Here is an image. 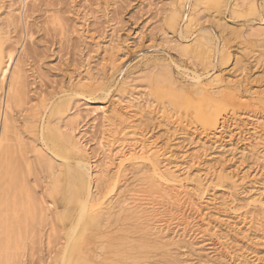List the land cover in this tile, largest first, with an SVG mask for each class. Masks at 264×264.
Returning <instances> with one entry per match:
<instances>
[{"label":"rangeland","instance_id":"obj_1","mask_svg":"<svg viewBox=\"0 0 264 264\" xmlns=\"http://www.w3.org/2000/svg\"><path fill=\"white\" fill-rule=\"evenodd\" d=\"M200 1L185 0L180 18L186 14L193 23L186 28L180 19L168 24L176 0H0V31L14 51L21 91L12 114L27 160L17 153L16 161L30 196L52 205L51 213L61 209L49 200L59 161L36 137L55 103L65 106L51 123L97 175L92 192L103 200L104 216L82 239V264H264V0H226L220 11ZM196 35L223 53H212L208 70L183 52ZM166 72L176 93L189 91L194 72L218 78L211 97L226 105L220 124L198 121L191 107L202 97L188 94L178 110L157 99L153 75L160 82ZM232 92L246 103H234ZM138 141L158 152L156 166L173 174V184L157 183L148 163L121 162L131 144L139 150ZM38 150L54 161L52 174ZM23 218L22 247L10 262L0 256V264H56L64 239L58 223L44 222L39 209Z\"/></svg>","mask_w":264,"mask_h":264},{"label":"bare ground","instance_id":"obj_2","mask_svg":"<svg viewBox=\"0 0 264 264\" xmlns=\"http://www.w3.org/2000/svg\"><path fill=\"white\" fill-rule=\"evenodd\" d=\"M176 1L178 2L177 3L178 6H173V8L171 7L172 11H171V14H169L170 16L168 19L169 26H174L176 24L177 20L180 19L181 21H183L186 28L190 27L193 24L192 19L190 17L185 16L186 15L185 14L184 16L182 15V17L180 18V12H181L180 10H181V8H184L183 5L185 3V0H176ZM225 1L226 0H201L200 2L202 4H204L205 7L207 5L211 9L217 8L216 10L219 9V11H220L219 7ZM253 9H254V3L252 2L250 10L253 11ZM250 10H249V12H250ZM214 12H217V11H214ZM220 13H222V12H220ZM235 14H237V13L235 12ZM217 16H218V14H217ZM186 28H185V30H186ZM203 33H202V35H203ZM205 33H208V32H205ZM179 34H180L179 37H181L182 33L180 32ZM191 38L192 39L188 40L185 43V46L183 47V52L187 56H189V58H192L193 60H195L197 62V64L200 65L201 68H203L204 70L205 69L208 70L207 66H209L211 64V60L213 58V56H212V53H213L212 49L213 48L211 49L210 44L207 42L202 43L199 40L198 35L191 37ZM182 39H183V37H182ZM185 39H187V38L185 37ZM183 43H184V41H183ZM13 52L14 51H12V49L9 50L4 46V41L2 38V32L0 31V256H2L4 258L5 263L8 260H9V262L11 260H13V258L15 257V251L18 248L22 247V246H20L21 244L19 245L20 247H17V244L19 243V239H21L23 237L22 235H21L22 237H20L18 235V234H20V233H18L19 232L18 231L19 226L21 224H23L24 220L27 221V218L24 219L23 217H27V215L35 217V213H37V210L39 209L40 218L43 219L44 222H45L46 218L50 219L51 221H52V219H54L59 225V230L61 232H63V235H62L64 238L63 239V245L60 244V245H62V248H59V249H61V251L59 250L60 254H59V256L57 255L58 258H56L57 259L56 264H82L80 262L81 261L80 260L81 255L83 253L82 239H83L85 233L87 232L88 228H90V227L99 228L101 220L104 216L103 211L100 208L103 200L100 198L102 200L101 201L99 198L96 197L97 194H94L92 192V188H94L93 177L95 176L94 178H97L96 177L97 175L95 174L93 176V174L95 172L94 173L92 172V168H91L92 166L90 167L89 164L85 162V160H82L78 156L79 149H78L76 143L72 142V140L70 138H68L66 133L61 132L60 129L57 127L58 125H56V127H55L51 123L52 117L55 116L60 111V108L64 105V104L62 105V103H55L52 106V108L50 109L49 114L47 115V118L44 119L46 121L45 122L42 121L43 123H42V127H41L40 132H39V128H38V132H37L36 137H38V139H40L45 150L49 151V153L53 155V158H55L59 161V163L57 164L58 169L55 168V169H57L56 170L57 173L54 175V177L52 179L51 186H49V185L48 186L50 187L49 195L51 196L49 198V200L52 198L51 200H53L54 202L56 200L60 201L61 209L59 211H57V209H54V213H51L50 212V209H51L50 206H52V205L48 206L49 204H47L46 202H42L41 200L38 201L37 198H36V200H34L33 199L35 197L34 195H33V198L31 197L32 195L30 196L31 193L29 194V191L32 189H29V185H27V180L24 178L25 176L21 175V171L19 169L20 162L18 161L20 159L17 157L18 162L16 161L17 153L21 154L25 161L27 159L23 155L24 153L22 154V150L24 149L23 148L24 144H22V139L17 137V133H16V129H15L16 123L14 121L13 114H12V108H13L12 103H13V101H15L17 99V92L19 91V90L16 91V89H15L16 86H15V79H14V75H13L15 72H13L14 68L11 67L12 63H13ZM219 52H220L219 50H216L214 53L222 56L223 53L222 52L219 53ZM222 59H220V60H222ZM201 70H200V72L202 73L204 70L203 71H201ZM185 72H187V71H185ZM204 72H206V71H204ZM194 73L193 74L190 73L193 76L192 77L190 76V78L188 80L189 86H190V89L188 92H186L184 90V91H179L180 93H176L174 91L176 83L173 81V79L170 76H168L169 74L167 72L165 73L163 79L162 80L160 79L161 80L160 82L156 81V79H158V78L154 77V75H153L154 82L155 81L156 82L155 83L153 82V84L151 85V92L157 99H166L169 102L168 104L172 105L177 110L184 107L187 104V102H189V99L187 98L188 94H189V96L191 95V96L198 97V98L202 97L203 98L202 102H199L198 100L195 101V98H194L193 101H194L195 105L194 104L192 105L191 110L197 116L198 121L202 122L207 127L215 128L217 126V124H220V122H219V115H220L219 111H222V108L224 106H226L225 104L223 106L220 103H217L211 97L212 96L211 91L213 89L212 86L214 83H216L218 81V78H213L210 80L211 76L205 75V77H203L201 75L202 76L201 77L199 74L197 75ZM7 75L10 76V79H9V82L7 83L8 84L7 88L4 89V82L7 81L6 78L8 79ZM208 75H210V74H208ZM149 80H151V79H149ZM20 92L21 91H19V93ZM220 94H222V93H220ZM231 96L233 98L234 103H238V102H240V104L246 103L245 101L243 102L242 97H240L238 94H234L232 92ZM20 100H21V98H20ZM195 102H197V103H195ZM13 105H14V103H13ZM235 105H237V104H235ZM238 105H239V103H238ZM187 106H189V105H187ZM207 110H209V111L211 110L210 111L211 114L209 113L210 115H206L209 112V111L207 112ZM35 115H37V114H35ZM103 117H105V116H103ZM31 118H32L33 124H35L37 122V120L39 119L37 116L31 117ZM108 119H109V117H108ZM33 127L36 128L37 126L34 125ZM33 127H31V128H33ZM259 132H260V130H259ZM261 132H263V131H261ZM124 135H126V134H124ZM121 137L124 138L127 136H121ZM139 142L140 141H138V144H139ZM132 143H133V141H132ZM143 143L144 142H142V144H139L140 146H138V148H139L138 151L135 150L136 148H133V146L135 144L134 145L131 144L132 148H129V149L132 151V153H129L127 151V153H129V154L124 155L121 152L120 155L121 154L123 155V156L121 155L123 157V159H121L122 160L121 162H123L125 160H134V161L138 160L141 163H143V162L148 163L151 166V169H152L151 172L154 173L152 176H153V178L155 176L157 183H159L161 186L173 184V182H175V180H176L172 176L173 174L171 175L167 170H166V172L163 171L165 173H162L159 171V167L157 168L158 165L156 166V162H157L156 159H157V157H159L157 155L158 152H154V151L152 152L151 148H147L149 145L146 147L145 145H143ZM99 144H100V142H99ZM32 147H33V149H35V146H32ZM102 149H101V151H102ZM124 149H125V147L121 148L120 150L123 151ZM38 154H40V156L42 158V159L41 158L40 159L42 160L43 165H44V163L47 164L48 170H50V173H51V171L54 167V165H53L54 161H52L51 158H49L47 161H45L46 159H44L45 156L43 155L44 153L42 150H38ZM126 162H128V161H126ZM120 165H123V163H120ZM120 165H118V167H120ZM30 167L32 168V166H30ZM172 167H174V166H172ZM32 175H33V173H32ZM99 175L100 174H98V177H99ZM153 180H155V179H153ZM110 187H111V185H110ZM114 188H115V186H114ZM35 204H38L39 208L37 210L35 209V206H36ZM24 206H26V208ZM24 208L26 210V212H25V214H27L26 216L23 215V211H25ZM48 212H50L51 216H49ZM261 215H263V213ZM107 220H108V218H107ZM21 221H23V222H21ZM38 221H39V219H38ZM134 221H135V219H134ZM104 223H105V221H104ZM110 226H111V224H110ZM26 229H28V228H26ZM128 229H130V228L128 227ZM23 230H24V228H23ZM131 231H133V230H131ZM32 235L33 234H31L30 236H32ZM138 237H139V235H138ZM24 240L25 239H23V241ZM20 241H22V240H20ZM148 245H150V244H148ZM150 247H152V246H150ZM22 249L24 250L25 248L23 247ZM59 251L57 252V254L59 253ZM18 254H19V252H18ZM137 254H138V252H137ZM20 255H22V254H20ZM16 256H17V254H16ZM18 257H19V255H18ZM22 258H23V255L20 256V259H22ZM4 262H1V263H4ZM20 263H21V261H20ZM20 263H18V264H20Z\"/></svg>","mask_w":264,"mask_h":264}]
</instances>
